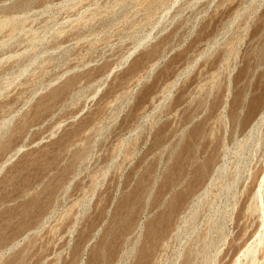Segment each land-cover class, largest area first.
I'll list each match as a JSON object with an SVG mask.
<instances>
[{
	"label": "rangeland",
	"instance_id": "1",
	"mask_svg": "<svg viewBox=\"0 0 264 264\" xmlns=\"http://www.w3.org/2000/svg\"><path fill=\"white\" fill-rule=\"evenodd\" d=\"M263 46L264 0H0V264H264Z\"/></svg>",
	"mask_w": 264,
	"mask_h": 264
},
{
	"label": "bare ground",
	"instance_id": "2",
	"mask_svg": "<svg viewBox=\"0 0 264 264\" xmlns=\"http://www.w3.org/2000/svg\"><path fill=\"white\" fill-rule=\"evenodd\" d=\"M4 23V22H3ZM256 54V59H257V61H256V64H255V67L254 66H249V69H251V72H252V74L254 75L256 72H257V70L259 69V68H263V71H262V73L264 74V46L263 47H261L258 51H257V53H255ZM26 68V67H25ZM28 68V67H27ZM23 70H24V68H23ZM264 77V76H263ZM262 95V94H261ZM237 100H236V102L238 101V103H240V107L238 106V105H235L232 109H230L229 111H226V113L224 114L225 116H224V120L225 121H232V122H234V124L235 125H238L239 124V122H240V120H241V117H243L242 116V114H243V110H242V108L244 107L245 108V106L247 105V104H249V92L248 91H246V90H243V91H240L237 95ZM260 95H258L257 97H259ZM263 97H261V99H262ZM259 99V98H258ZM253 100H254V98H253ZM263 100V99H262ZM258 101V100H257ZM252 102V101H251ZM250 102V103H251ZM236 104V103H235ZM256 105L257 104H259V103H255ZM254 104V105H255ZM261 104H262V101H261ZM253 105V107H255ZM263 105V104H262ZM261 105V106H262ZM243 106V107H242ZM252 107V108H253ZM260 107V106H259ZM263 108H264V106H263ZM257 109V108H256ZM262 109V108H261ZM257 112V111H256ZM259 113H261L260 111H259ZM255 114V113H254ZM250 115H253V114H250ZM259 116V114L257 115V117ZM247 118H248V116H246ZM260 117V116H259ZM258 117V119L256 120V119H254V123L252 124V126L249 128L250 129V135H253V132H255V131H258L259 132V129L262 127V125H263V123H264V110L262 109V114H261V117L259 118ZM245 118V117H244ZM250 119H251V116H250ZM249 118L247 119L248 121L250 120ZM243 122H247V121H245V120H242ZM242 122V123H243ZM8 123V122H7ZM6 124V123H5ZM8 125V124H7ZM6 126V125H5ZM1 127V126H0ZM9 129V128H8ZM261 130V129H260ZM257 133V132H256ZM256 136V135H255ZM259 136V135H258ZM255 138H257V136L255 137ZM250 139H253V138H250ZM245 148V147H244ZM189 153V152H188ZM209 161V160H208ZM220 168V167H219ZM224 168V167H223ZM222 168V169H223ZM179 169V168H178ZM215 170H217V168L215 169ZM181 171V170H180ZM225 171V170H224ZM205 173H206V167H205V165H203L202 167H200L198 170H197V174H198V176H204L205 175ZM216 183V182H215ZM155 187V186H154ZM153 188V187H152ZM206 189V188H205ZM263 189H264V187H263ZM153 190V189H152ZM150 192H152V191H150ZM151 195V194H150ZM205 195V194H204ZM149 196V195H148ZM148 196H147V198H148ZM203 196V195H202ZM201 197V196H200ZM201 199V198H200ZM176 203H177V201H176V199H174V200H172L171 202H170V204H169V210L166 212V213H164V214H162V215H160L159 216V218H158V220H157V222L155 223V225H151L150 227H149V232H150V234H151V239H152V241L151 242H154L156 239H157V237H159L160 235H162L163 234V230L166 228L165 226H167L168 224H169V222H170V217H171V215L173 214V212L175 211V207H176ZM168 204V203H167ZM201 205V204H200ZM198 206V205H197ZM198 209V208H197ZM219 211V210H218ZM188 212V211H187ZM192 215V214H191ZM215 217V216H214ZM216 221V220H215ZM185 223V222H184ZM224 226V225H223ZM196 227V226H195ZM214 228V227H213ZM224 230V229H223ZM136 231V230H135ZM222 234V233H221ZM261 235V234H260ZM187 236V235H186ZM258 237H260L259 238V240H260V243L261 242H263V238H262V235L261 236H258ZM258 239V238H257ZM256 243V242H255ZM258 243V242H257ZM151 245V244H150ZM150 245H149V247L148 248H145L143 251H141V253H140V258H141V261H144L145 260V258H146V254H147V252L149 251V249H150ZM253 245V244H252ZM252 245H251V247H252ZM255 245V244H254ZM12 249V248H11ZM247 249V248H246ZM251 249V248H250ZM250 249L248 248L247 249V251H245V254L243 253V255L244 256H246L247 257V255L248 254H250L249 252H250ZM256 249V248H255ZM254 249V250H255ZM4 252V251H3ZM5 253V252H4ZM132 253V252H131ZM130 253V254H131ZM252 253V252H251ZM2 254V253H1ZM181 255V254H180ZM205 255V254H204ZM212 256H213V254H212ZM239 260H240V258H239ZM239 260L237 261V263L239 262ZM105 261V260H104ZM242 261V260H241ZM206 262V261H205ZM211 263V262H210ZM236 263V264H237ZM119 264V263H118ZM243 264V263H242Z\"/></svg>",
	"mask_w": 264,
	"mask_h": 264
}]
</instances>
